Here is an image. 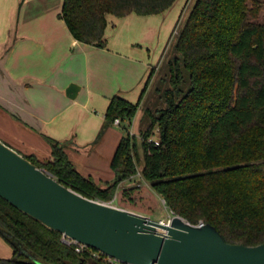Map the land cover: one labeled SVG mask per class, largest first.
I'll return each mask as SVG.
<instances>
[{"label":"trees","instance_id":"16d2710c","mask_svg":"<svg viewBox=\"0 0 264 264\" xmlns=\"http://www.w3.org/2000/svg\"><path fill=\"white\" fill-rule=\"evenodd\" d=\"M176 0H64L60 17L79 41L105 47L107 15L164 12ZM262 0H195L173 44L155 91L166 106L155 114L138 141L126 122L141 98H110L97 136L120 119L126 131L111 160L116 174L104 186L83 175L61 141L44 135L51 157L25 155L82 194L111 201L119 184L142 167V176L163 196L174 214L211 223L231 243L264 242V21ZM155 68L153 67L146 84ZM146 87V86H145ZM158 129L156 143L151 136ZM133 187L126 188L128 195ZM0 236L13 255L0 264H114L96 248L68 244L59 230L24 213L0 196Z\"/></svg>","mask_w":264,"mask_h":264},{"label":"rangeland","instance_id":"374dc122","mask_svg":"<svg viewBox=\"0 0 264 264\" xmlns=\"http://www.w3.org/2000/svg\"><path fill=\"white\" fill-rule=\"evenodd\" d=\"M12 1L14 0H0V17L3 16L1 11L7 6L10 7ZM15 1L17 6L22 7L25 18L39 26L38 31L43 37L46 35L45 32L52 31L54 33L52 38H59L56 52L49 54L45 49L40 48L36 51V55L43 59L51 58L52 61H56L55 72L57 74L63 76L62 78L65 80L69 77L82 79L88 90L74 99L64 95L63 106L66 109L64 119L49 121V127L53 131L55 129L57 133H60L59 130L64 127L60 134V140L65 141L69 138L62 134L69 123L73 121L79 127L78 135L75 133L74 140L83 145L87 142L80 143L77 138L90 135L94 120L104 116L110 97L120 94L132 102H137L141 98L136 115L130 123L126 122V124L128 125L127 131L137 138L142 160V132L150 123V116L146 109L150 107L156 114L158 109L166 106L164 99L160 97L162 92L158 93L155 89L160 86L164 91L169 86L168 83H161L160 78L167 72L166 62L171 56L172 46L195 0H176L164 12L145 16L136 12L125 16L109 13L105 29L107 45L105 47L90 45L86 50L82 49L81 45L72 44V35L60 17L64 0ZM259 20L264 21V0H262ZM45 28H47L46 31H44ZM43 37L41 38L44 39ZM40 47H45V45ZM153 67L155 71L146 84ZM53 99L55 100V98ZM53 106L55 109L49 110L47 118H51L53 112L58 110L56 104ZM83 132H86L85 135L82 134ZM119 133L125 134L126 131L121 125L113 124L112 130L106 133L105 137L103 135L97 141L95 140L96 151L91 155L88 154L92 144L86 146L85 150L81 149L80 154H73L72 159L80 168H83L84 165L90 166L95 162L103 167L108 166L113 149L119 141ZM151 138H158L157 127H155ZM0 139L23 155L34 154L40 160L51 157V148L45 137L36 131L29 132L13 124L1 106ZM142 167L143 165L140 164L136 175L120 183L110 203L146 214L155 220L167 221L173 217L174 212L168 207L163 196L143 178ZM100 181V185L104 186L113 180L105 182V179H101ZM129 187L134 189L130 194L125 195L124 190Z\"/></svg>","mask_w":264,"mask_h":264},{"label":"water","instance_id":"95a60500","mask_svg":"<svg viewBox=\"0 0 264 264\" xmlns=\"http://www.w3.org/2000/svg\"><path fill=\"white\" fill-rule=\"evenodd\" d=\"M80 85L67 94L75 98ZM0 196L68 238L128 264H264V242H228L211 223L146 214L88 197L0 139Z\"/></svg>","mask_w":264,"mask_h":264},{"label":"crops","instance_id":"0c3cea01","mask_svg":"<svg viewBox=\"0 0 264 264\" xmlns=\"http://www.w3.org/2000/svg\"><path fill=\"white\" fill-rule=\"evenodd\" d=\"M16 6V1H12L10 7L7 6V8L1 11L3 12V16L0 17V106L7 112L12 123L18 127H22L29 132L36 131L43 136L48 135L60 140V134L63 132L64 127L59 130L60 133H57L55 129L53 131L49 127L48 123L51 120L64 119V112L66 110L63 106L64 95L71 98L67 94L69 83L74 81L81 86L75 98L88 90L82 79L69 77L65 80L62 78L63 76L57 74L55 72L57 68L56 61H52L51 58L43 59L36 55V51L40 48L45 49L49 54L56 52L59 46V38H52L54 36L52 31L45 32L46 35L43 37L38 31L39 26L28 21L23 15L22 7L20 5ZM63 22L65 23L64 20ZM46 30L47 28L44 29V31ZM72 44L81 45L82 49L85 50L91 45L77 40L73 35ZM42 45H45V47H40ZM55 94L57 96L54 97ZM124 97L127 98L126 96ZM48 100L50 101L48 102ZM54 104H56V109L58 110L53 112L51 118H47L49 110L55 109ZM106 111L104 112V116L102 115L101 118L94 120L91 133L88 137L77 138V141L80 143L87 142L86 144L82 145L74 140L75 133L78 135L79 127L73 121L69 123L62 134L69 138L66 140H72V143L67 147V152L75 167L83 175L93 177L99 185L101 184V179H105V182H107L106 180L114 181L116 178V174L111 167V160L123 134H118L119 141L114 147L110 163L106 167L95 162L90 164V166L84 165L83 168H80L72 159V155L80 154L82 150L86 149V146L88 147L92 144L93 146L90 148L88 154L91 155L92 152L96 151L97 146L95 148L94 145L104 123ZM121 124L122 122L119 123V125ZM112 125L107 128L103 134L104 137L106 133L112 130ZM85 133L83 132L82 134L85 135ZM6 243L3 237L0 236V257L9 258L13 255V249Z\"/></svg>","mask_w":264,"mask_h":264},{"label":"built area","instance_id":"2783aa9c","mask_svg":"<svg viewBox=\"0 0 264 264\" xmlns=\"http://www.w3.org/2000/svg\"><path fill=\"white\" fill-rule=\"evenodd\" d=\"M114 123L119 124L120 123V119L119 118H116V120H115ZM152 139H154L156 143H159L158 138L157 139L156 138H152ZM109 203H110V201H109ZM203 224H205V223L203 221H200L197 225H203ZM63 240L66 243H68V244L76 243L77 244L76 249L78 251H80L81 249H83L86 246V245L81 244V243H79V242H77V241H75V240H73L71 238H68V237L64 236V235H63ZM109 258H110L111 262L114 263V264H128V263H124L122 261L116 260L114 258H111V257H109Z\"/></svg>","mask_w":264,"mask_h":264}]
</instances>
